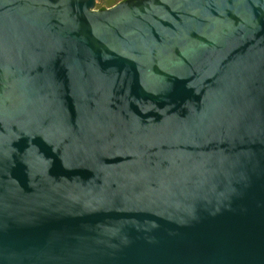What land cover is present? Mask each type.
Listing matches in <instances>:
<instances>
[{
    "label": "water",
    "instance_id": "water-1",
    "mask_svg": "<svg viewBox=\"0 0 264 264\" xmlns=\"http://www.w3.org/2000/svg\"><path fill=\"white\" fill-rule=\"evenodd\" d=\"M0 0V264H264V0Z\"/></svg>",
    "mask_w": 264,
    "mask_h": 264
},
{
    "label": "rangeland",
    "instance_id": "rangeland-1",
    "mask_svg": "<svg viewBox=\"0 0 264 264\" xmlns=\"http://www.w3.org/2000/svg\"><path fill=\"white\" fill-rule=\"evenodd\" d=\"M122 2V1H120ZM109 4H108V0H97L96 1V6H95V9L96 10H101L103 8H109Z\"/></svg>",
    "mask_w": 264,
    "mask_h": 264
},
{
    "label": "trees",
    "instance_id": "trees-1",
    "mask_svg": "<svg viewBox=\"0 0 264 264\" xmlns=\"http://www.w3.org/2000/svg\"><path fill=\"white\" fill-rule=\"evenodd\" d=\"M120 1H125V0H108V4L110 5L109 8L117 5L118 3H120ZM104 9H107V8H103L101 10H104Z\"/></svg>",
    "mask_w": 264,
    "mask_h": 264
}]
</instances>
